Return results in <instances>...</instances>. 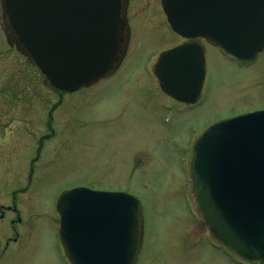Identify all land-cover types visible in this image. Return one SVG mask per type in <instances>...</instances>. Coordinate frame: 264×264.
I'll use <instances>...</instances> for the list:
<instances>
[{"label":"rangeland","instance_id":"obj_1","mask_svg":"<svg viewBox=\"0 0 264 264\" xmlns=\"http://www.w3.org/2000/svg\"><path fill=\"white\" fill-rule=\"evenodd\" d=\"M126 16L133 35L123 65L97 86L61 97L12 48L16 38L5 34L0 2V204L12 199L9 189L25 187L20 173L28 171L43 138L42 175L15 203L20 220L16 214L0 220V238L20 237L5 255L0 251V264H72L57 203L77 187L141 201L136 264H232L223 248L212 246L199 211L190 148L216 122L264 109V51L240 66L205 45L203 103L174 111L152 66L183 40L154 0H130Z\"/></svg>","mask_w":264,"mask_h":264},{"label":"water","instance_id":"obj_2","mask_svg":"<svg viewBox=\"0 0 264 264\" xmlns=\"http://www.w3.org/2000/svg\"><path fill=\"white\" fill-rule=\"evenodd\" d=\"M21 43L51 84L88 88L119 60L121 0H4ZM175 32L206 38L242 61L264 49V0H162ZM156 75L178 100L195 103L205 80L204 50L188 44L166 52ZM199 210L210 233L251 261L264 259V110L222 120L193 149ZM61 237L74 264H135L141 202L123 192L85 187L57 204Z\"/></svg>","mask_w":264,"mask_h":264},{"label":"flooded vegetation","instance_id":"obj_3","mask_svg":"<svg viewBox=\"0 0 264 264\" xmlns=\"http://www.w3.org/2000/svg\"><path fill=\"white\" fill-rule=\"evenodd\" d=\"M130 3V0H122V14H127V8L128 5ZM160 4V0H154V4ZM158 6V5H156ZM126 22V28H125V33H124V47L126 46L127 43V38L128 36V21L127 19H124ZM129 39V38H128ZM23 53L27 58L29 57V54L25 51V49L23 48ZM31 59V58H30ZM14 92V91H13ZM11 94H14L12 92H10ZM174 109H176L177 111H182V110H187V109H193L194 107H196V105H186V104H182L179 102H175L174 101ZM12 133V132H11ZM5 142V141H4ZM0 143H3L0 142ZM43 153V143L40 144V146L37 149V156L36 158L32 159V161L29 163V167H28V171L25 173H20L22 176H19L20 178L23 177V179H28L27 180V186L23 187V188H18L17 190H8L7 192L13 191L12 193V199L7 201V203H9L8 205L5 204H0V220H5L8 217L10 218L11 215L17 214L18 215V219L19 218V214H18V210L16 208L15 203L17 202V198L18 195H26L28 194L29 190H30V183L34 182L36 180V176L38 175V173H40V175H42V171L40 169V166H38V162L39 160H41V156ZM10 177L12 178V175H10ZM41 177V176H40ZM39 177V178H40ZM26 183V182H25ZM15 230V229H13ZM15 233V232H14ZM20 242V237L18 235L13 236V237H5V238H0V251L3 255L6 254V252H9V250L11 249L12 245H17ZM228 256L233 257L232 260L233 261H238V258L236 257V255L234 254H228ZM243 264H264L263 262H256V263H251V262H247V261H242Z\"/></svg>","mask_w":264,"mask_h":264}]
</instances>
